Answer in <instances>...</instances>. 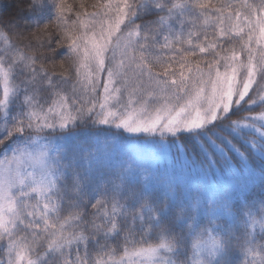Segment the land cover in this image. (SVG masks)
Masks as SVG:
<instances>
[{
    "label": "snow or ice",
    "instance_id": "obj_1",
    "mask_svg": "<svg viewBox=\"0 0 264 264\" xmlns=\"http://www.w3.org/2000/svg\"><path fill=\"white\" fill-rule=\"evenodd\" d=\"M90 7L0 17V264H264V0Z\"/></svg>",
    "mask_w": 264,
    "mask_h": 264
},
{
    "label": "trees",
    "instance_id": "obj_2",
    "mask_svg": "<svg viewBox=\"0 0 264 264\" xmlns=\"http://www.w3.org/2000/svg\"><path fill=\"white\" fill-rule=\"evenodd\" d=\"M83 2L89 6V10H91V5L96 2V0H83ZM28 0H0V17L3 18H12L16 17L18 13L20 15H27V12H20V9L26 6ZM68 3L73 4L78 7L80 0H68ZM127 135V134H125ZM259 189H257V192Z\"/></svg>",
    "mask_w": 264,
    "mask_h": 264
},
{
    "label": "rangeland",
    "instance_id": "obj_3",
    "mask_svg": "<svg viewBox=\"0 0 264 264\" xmlns=\"http://www.w3.org/2000/svg\"><path fill=\"white\" fill-rule=\"evenodd\" d=\"M152 163L155 164L156 160H153ZM160 169H161V171L164 170V162L163 161L160 162Z\"/></svg>",
    "mask_w": 264,
    "mask_h": 264
}]
</instances>
